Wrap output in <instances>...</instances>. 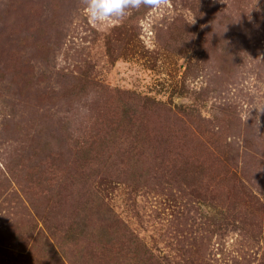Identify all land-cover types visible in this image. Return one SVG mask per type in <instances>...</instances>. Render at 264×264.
Here are the masks:
<instances>
[{
	"label": "rangeland",
	"instance_id": "obj_1",
	"mask_svg": "<svg viewBox=\"0 0 264 264\" xmlns=\"http://www.w3.org/2000/svg\"><path fill=\"white\" fill-rule=\"evenodd\" d=\"M85 7L0 0V264H264V0Z\"/></svg>",
	"mask_w": 264,
	"mask_h": 264
},
{
	"label": "trees",
	"instance_id": "obj_2",
	"mask_svg": "<svg viewBox=\"0 0 264 264\" xmlns=\"http://www.w3.org/2000/svg\"><path fill=\"white\" fill-rule=\"evenodd\" d=\"M129 110L125 109V118L128 120ZM101 224L93 227L87 221L84 214L78 216L70 221L68 227L64 232L58 236V246H68V245H81L83 243H94L96 248L107 247L109 244H115V230H120L121 221L117 215L110 209H106L105 206L101 207ZM110 221L114 224L113 230H109L110 226L107 222ZM118 227V228H117ZM126 248V247H125ZM121 248V249H125ZM128 249V248H126ZM134 260L136 259L133 257ZM27 261L29 259L26 258ZM133 264V263H130Z\"/></svg>",
	"mask_w": 264,
	"mask_h": 264
},
{
	"label": "clouds",
	"instance_id": "obj_3",
	"mask_svg": "<svg viewBox=\"0 0 264 264\" xmlns=\"http://www.w3.org/2000/svg\"><path fill=\"white\" fill-rule=\"evenodd\" d=\"M142 3L143 0H85V14L93 25L105 28L123 23L130 15V10L139 8ZM195 22L193 16L190 24ZM258 111H264V107Z\"/></svg>",
	"mask_w": 264,
	"mask_h": 264
}]
</instances>
